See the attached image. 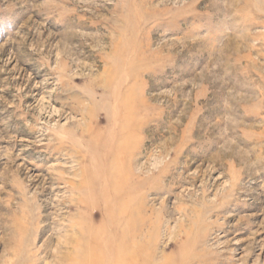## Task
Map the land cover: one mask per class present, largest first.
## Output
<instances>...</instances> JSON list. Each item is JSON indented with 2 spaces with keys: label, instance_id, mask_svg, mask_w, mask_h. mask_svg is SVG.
Segmentation results:
<instances>
[{
  "label": "rangeland",
  "instance_id": "374dc122",
  "mask_svg": "<svg viewBox=\"0 0 264 264\" xmlns=\"http://www.w3.org/2000/svg\"><path fill=\"white\" fill-rule=\"evenodd\" d=\"M125 246L264 264V0H0V264Z\"/></svg>",
  "mask_w": 264,
  "mask_h": 264
},
{
  "label": "bare ground",
  "instance_id": "6f19581e",
  "mask_svg": "<svg viewBox=\"0 0 264 264\" xmlns=\"http://www.w3.org/2000/svg\"><path fill=\"white\" fill-rule=\"evenodd\" d=\"M129 241H131V239ZM124 252H126V254H123V248H121L120 251L117 252V254L115 255V264H140L138 262V259L136 258V255H133L128 247L124 249Z\"/></svg>",
  "mask_w": 264,
  "mask_h": 264
}]
</instances>
